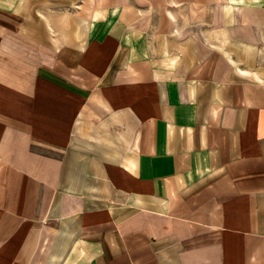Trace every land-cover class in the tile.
I'll list each match as a JSON object with an SVG mask.
<instances>
[{
    "label": "crops",
    "instance_id": "0c3cea01",
    "mask_svg": "<svg viewBox=\"0 0 264 264\" xmlns=\"http://www.w3.org/2000/svg\"><path fill=\"white\" fill-rule=\"evenodd\" d=\"M0 264H264V0H0Z\"/></svg>",
    "mask_w": 264,
    "mask_h": 264
}]
</instances>
